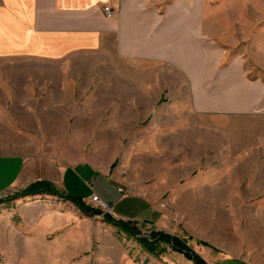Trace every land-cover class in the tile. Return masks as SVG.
Wrapping results in <instances>:
<instances>
[{"label":"rangeland","instance_id":"obj_1","mask_svg":"<svg viewBox=\"0 0 264 264\" xmlns=\"http://www.w3.org/2000/svg\"><path fill=\"white\" fill-rule=\"evenodd\" d=\"M206 8L229 55L264 27V0H206ZM177 75L169 64L104 50L0 55V154L72 163L75 175L56 187L96 211L47 194L0 203V264H196L159 234L206 264H264V115L196 113L172 81ZM127 188L164 209L155 228L108 210L105 201ZM106 214L134 224L159 254Z\"/></svg>","mask_w":264,"mask_h":264},{"label":"crops","instance_id":"obj_2","mask_svg":"<svg viewBox=\"0 0 264 264\" xmlns=\"http://www.w3.org/2000/svg\"><path fill=\"white\" fill-rule=\"evenodd\" d=\"M108 1L0 0V55L58 58L104 50L122 61L166 63L176 69L172 81L196 113L264 115V27L244 34L242 48L229 55L211 29L206 0H115L112 17L104 11ZM71 164L46 155L0 154V174L14 168L0 177V197L41 180L62 188L75 175ZM122 192L128 195L104 200L117 218L151 221L155 228L166 215L144 193Z\"/></svg>","mask_w":264,"mask_h":264},{"label":"trees","instance_id":"obj_3","mask_svg":"<svg viewBox=\"0 0 264 264\" xmlns=\"http://www.w3.org/2000/svg\"><path fill=\"white\" fill-rule=\"evenodd\" d=\"M38 194H47L52 196H57L62 198L65 201H70L74 205H76L78 208H80L82 211L91 214L96 212L86 204V202L83 200L82 197L71 195L69 193L64 192L63 190L58 189L52 182L50 181H37L35 183H32L25 189L21 190L17 195L9 196V197H0V203L9 202L11 200L17 199L18 197H24L27 195H38ZM105 221L110 223L111 225H114L115 227L119 228L122 231H125L126 233L135 236L145 247L148 248L149 251L154 253L155 255L159 254V246H157V242L153 243L148 241L145 238H142L139 236V232L137 227L127 221L124 220H117L114 219L109 214L105 215ZM157 241H164L166 243H170V245L174 246V249L186 252L191 258L194 259L196 264H206L205 261L196 253L190 251L188 248H186L185 245H182L180 241L176 237H171L167 234H159L156 235Z\"/></svg>","mask_w":264,"mask_h":264},{"label":"built area","instance_id":"obj_4","mask_svg":"<svg viewBox=\"0 0 264 264\" xmlns=\"http://www.w3.org/2000/svg\"><path fill=\"white\" fill-rule=\"evenodd\" d=\"M115 0H109L105 5H104V11H105V14H106V16L107 17H112V16H114L115 15V9H114V7H113V2H114ZM94 200H96V201H98L101 205H106V203L98 196V195H96L95 197H94ZM106 207L108 208V210L110 211V212H112L113 211V209L110 207V206H108V205H106Z\"/></svg>","mask_w":264,"mask_h":264}]
</instances>
